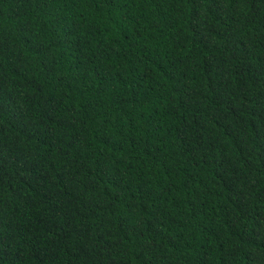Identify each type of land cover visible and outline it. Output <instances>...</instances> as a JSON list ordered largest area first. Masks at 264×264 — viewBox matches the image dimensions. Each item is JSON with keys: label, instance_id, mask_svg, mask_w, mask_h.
<instances>
[{"label": "trees", "instance_id": "16d2710c", "mask_svg": "<svg viewBox=\"0 0 264 264\" xmlns=\"http://www.w3.org/2000/svg\"><path fill=\"white\" fill-rule=\"evenodd\" d=\"M0 264H264V0H0Z\"/></svg>", "mask_w": 264, "mask_h": 264}]
</instances>
